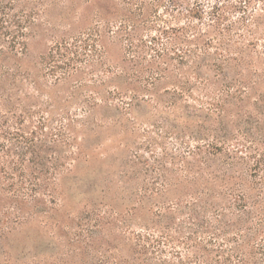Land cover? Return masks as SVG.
I'll return each mask as SVG.
<instances>
[{
  "label": "rangeland",
  "instance_id": "obj_1",
  "mask_svg": "<svg viewBox=\"0 0 264 264\" xmlns=\"http://www.w3.org/2000/svg\"><path fill=\"white\" fill-rule=\"evenodd\" d=\"M0 123V264H264V0H0Z\"/></svg>",
  "mask_w": 264,
  "mask_h": 264
},
{
  "label": "trees",
  "instance_id": "obj_2",
  "mask_svg": "<svg viewBox=\"0 0 264 264\" xmlns=\"http://www.w3.org/2000/svg\"><path fill=\"white\" fill-rule=\"evenodd\" d=\"M189 48H183L181 54L179 55L182 60H185L186 58L191 61L193 64H198V58L199 55L193 53L192 50H188ZM202 65H198L195 69H197L196 72H194L196 75H200L202 72L198 71ZM1 127V123H0ZM16 177L11 176L7 173L6 165L0 167V191L7 190L6 188L13 189L16 186L15 179ZM19 181L24 180V178L19 177ZM172 210H176L175 208H169L167 211L172 212ZM191 219L193 220L196 219L194 214L191 213L190 215ZM194 222V221H193ZM175 223L174 221H170L168 224L163 225V229L156 228L154 230L155 232H159L158 235L161 234L163 239H155V242L160 244L163 240V246L165 244H169L172 242L174 244V249L180 244L183 245V248H185L186 251V256H183L181 250H175L176 251V257L179 259V264H247V261L245 260L244 256H240L236 258V262H233L232 256L230 257H225V256H217V254L212 255V251L209 246L203 245L202 244V239L199 240L198 236H194L198 230H192L188 235L185 234V232H181V235L178 237L170 234V230H172L173 224ZM171 228V229H170ZM154 233H149L148 235L146 234H138V236L135 238V253L134 257L135 258H140L144 255H147V253L150 250V247H148V241H151V239H154L155 235ZM164 251V250H163ZM186 257L187 259H183ZM187 260V261H186Z\"/></svg>",
  "mask_w": 264,
  "mask_h": 264
}]
</instances>
